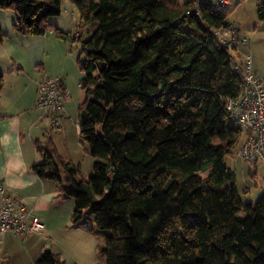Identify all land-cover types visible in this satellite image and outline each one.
<instances>
[{"label":"trees","instance_id":"1","mask_svg":"<svg viewBox=\"0 0 264 264\" xmlns=\"http://www.w3.org/2000/svg\"><path fill=\"white\" fill-rule=\"evenodd\" d=\"M67 1L79 14L74 34L50 22L64 0H0V10L14 11L19 35L80 43L78 136L97 159L93 172L78 180L80 165L59 155L49 129L34 143L42 160L31 166L56 185L58 200L74 201L71 224L90 211L104 264H264V192L244 203L225 164L243 137L226 108L242 77L212 31L230 23L233 9L196 0ZM256 16L264 22V2ZM4 85L0 75V95ZM35 264L66 263L47 251Z\"/></svg>","mask_w":264,"mask_h":264},{"label":"rangeland","instance_id":"2","mask_svg":"<svg viewBox=\"0 0 264 264\" xmlns=\"http://www.w3.org/2000/svg\"><path fill=\"white\" fill-rule=\"evenodd\" d=\"M238 2L228 18L230 23L235 24L241 30L243 38L247 40V45H243L239 48L241 57H245L251 54L253 62L258 63V67L264 71V22L257 19L256 6L264 2V0H235ZM232 5V4H231ZM15 13L12 10H0V25L4 36V45H14L16 37H22L17 35L12 29ZM51 23L57 25L62 31H71L75 33V28H78L79 14L71 3L64 0L63 8L59 16L50 20ZM74 30V31H73ZM82 30V38L87 40L91 36L92 28L87 26ZM48 32L44 36H26L30 41H33L29 45H24V50H30L31 47H35L39 59L37 64H41L47 73H41L40 66L36 65L35 71L31 69V65H34L33 59L23 61V67H25V73L33 77L41 76L47 77H59L62 79L66 90L69 92V98L65 102L66 113H69L71 119H65L64 128L58 133H54V141L59 155L64 159L71 161L74 165H80L78 180L87 179L93 172L94 163L97 161L87 151V146L80 142L77 128L78 107L84 100L85 91L79 86L82 78H85V74L81 72L78 64V59L84 60V56L81 54L80 43L78 41L72 42L71 38L62 40L57 38L53 33ZM16 50L12 53L20 55V46H15ZM20 57H24L22 54ZM28 62V63H27ZM63 130V131H62ZM243 140V137H242ZM240 144V143H239ZM237 150V149H236ZM235 157V156H234ZM234 159L231 156L225 159L227 166H235ZM103 161L104 159H99ZM261 172L264 173V166H262ZM256 183L252 187V194L247 195L242 190L239 182L240 198L244 203L254 202L264 192V180L257 176L254 180ZM253 200V201H252ZM68 201L74 206V201ZM85 216L83 220L74 225L69 230L61 228L58 233L53 235L52 238L46 239L47 243L51 247V250H58L62 255V260L66 264H104L100 251L104 245V239L100 234H97L93 217L89 210L84 211ZM1 237V236H0ZM41 236H36L41 243ZM10 259L7 261L0 258V264H35L33 255V245L28 244L27 240L13 238Z\"/></svg>","mask_w":264,"mask_h":264},{"label":"crops","instance_id":"3","mask_svg":"<svg viewBox=\"0 0 264 264\" xmlns=\"http://www.w3.org/2000/svg\"><path fill=\"white\" fill-rule=\"evenodd\" d=\"M184 1L180 0L181 3ZM236 4L238 2L234 0L230 7L234 8ZM28 38L26 36L16 37L14 45L11 46L4 45L3 41L0 44V75H3L5 84L0 95V187L4 189V195L16 197L27 207L32 208L45 224L44 234L23 239L33 245L35 261L47 251L59 254L62 258L58 250H51L46 239L52 238L61 228L69 230L74 226L71 224L74 206L68 201L58 200L56 185L52 181L39 178L31 170L33 164L42 160L36 152L34 143L43 140L44 132L48 129L47 120H42L39 117L34 106L39 85L49 75L39 78L36 75L32 77L28 73L26 74L23 61L29 62L33 59V63L35 62L34 65H31L33 72L35 65L36 67L40 66L41 73H47L49 70H46L41 64H37L40 52H37L35 47L24 50V45L33 42ZM17 44L20 46V55L22 54L24 57H20L18 54L12 55L14 51L18 52L15 47ZM252 65L255 72L264 78V71L258 67V63L252 60ZM65 119H71L69 113L63 116L61 128H64ZM234 156L235 154L231 158L236 157ZM234 165H229V167L233 168L237 175L239 193L240 182L242 190L247 195H251L257 176L259 175L264 180V173L261 172L264 163L249 164L237 158L234 159ZM2 196L3 194L1 195L0 192V199ZM36 236L42 237L40 238L41 243L35 239ZM13 238L19 239L10 233L0 237V258L2 257V260L10 259V245H15L12 244Z\"/></svg>","mask_w":264,"mask_h":264},{"label":"built area","instance_id":"4","mask_svg":"<svg viewBox=\"0 0 264 264\" xmlns=\"http://www.w3.org/2000/svg\"><path fill=\"white\" fill-rule=\"evenodd\" d=\"M196 1L211 3L215 10L233 3V0ZM212 32L219 45L228 50L232 70L242 77L239 96L226 99V108L243 133V140L235 156L249 164L264 163V78L255 72L250 54L243 58L239 56V45L244 41L237 27L228 23ZM68 98L69 92L59 77H47L39 85L34 110L42 120H47L48 129L52 133L59 132L62 127ZM0 192L3 194L0 199L1 237L10 233L26 239L44 234L45 224L32 208L16 197L4 195L2 187Z\"/></svg>","mask_w":264,"mask_h":264}]
</instances>
